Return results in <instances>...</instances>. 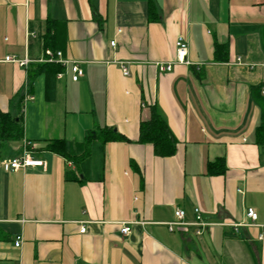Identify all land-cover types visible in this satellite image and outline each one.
<instances>
[{
    "label": "crops",
    "instance_id": "obj_1",
    "mask_svg": "<svg viewBox=\"0 0 264 264\" xmlns=\"http://www.w3.org/2000/svg\"><path fill=\"white\" fill-rule=\"evenodd\" d=\"M152 2L151 14L150 0H0V110L24 124L0 158V264H264V144L252 91L264 88V0ZM46 50L69 64L42 61ZM27 93L34 98L24 101ZM154 105L178 141L172 156L138 142ZM105 127L128 140L84 162L47 148ZM25 140L46 169L3 167ZM195 207L212 223L202 234L169 229L176 208L193 222Z\"/></svg>",
    "mask_w": 264,
    "mask_h": 264
},
{
    "label": "trees",
    "instance_id": "obj_2",
    "mask_svg": "<svg viewBox=\"0 0 264 264\" xmlns=\"http://www.w3.org/2000/svg\"><path fill=\"white\" fill-rule=\"evenodd\" d=\"M154 10V4L152 0H150V13H154ZM51 30H53L52 21L48 25L47 33L43 36L46 38V43L54 39L55 35H52ZM53 80L54 74L51 76L49 75V89L52 88V83H50V81L53 82ZM252 91L254 101L261 108V123L256 129V142L258 144H264V93H262V86L254 87ZM151 112V118L142 121L140 124L138 142L142 144H151L157 156L167 157L174 155L177 151L178 141L171 132L165 116L157 105L152 106ZM23 135L24 124L22 116L14 115L11 111L0 110V158L3 157L11 141L20 140ZM119 140L126 141L128 139L115 130V128L105 127L90 130L83 142L73 144L63 139H57L50 142L47 148L64 156L68 160H75V162L79 161L75 158L80 156L84 162L96 156L98 147L103 148L106 142ZM79 152H81V154H78ZM79 167L84 173V167L80 165V163ZM225 170V168H223L222 171L213 170L212 166H210L209 169L212 174L222 173ZM232 235L237 236L236 234Z\"/></svg>",
    "mask_w": 264,
    "mask_h": 264
},
{
    "label": "built area",
    "instance_id": "obj_3",
    "mask_svg": "<svg viewBox=\"0 0 264 264\" xmlns=\"http://www.w3.org/2000/svg\"><path fill=\"white\" fill-rule=\"evenodd\" d=\"M30 35H34L33 33H30ZM35 36V35H34ZM116 42L112 41L111 45L115 46ZM176 46L177 49L180 53H182V57H180V60L183 61L184 57L186 55V50H187V44L184 41V39L179 38L176 42ZM7 61H13V62H17L22 66H27L29 64V62L31 60H29L28 58L25 59H16L14 57L8 56L6 58ZM44 62L47 63H53V62H57L60 63L62 65H67L69 64L70 61H68V59H65L63 57V53L62 51H52V50H46V54L45 57L41 59ZM72 73H73V80L77 81L79 80V78L83 75V70L80 67V65L76 62L72 63ZM159 69L161 72L164 71H169L172 70V64H164V63H159ZM122 71L124 75H129V69L127 67V65L123 64L122 65ZM62 76V73H59V77ZM264 92V88L262 90ZM34 97L27 93L25 95V100H30L33 99ZM24 153L22 156L19 157H15L12 159H4L2 161V165L6 170H11V169H19V168H25V167H30V166H39L42 167L43 169L47 168V163L44 159L42 158H35L31 155V151H30V142L25 140L24 141ZM194 213H195V218L193 220V222H189L187 220L186 217V212L184 209L182 208H176L175 210V216L176 219L175 221L169 222L168 223V227L171 231H174L176 227L178 226H195L197 228L196 233L198 235L202 234L203 231L209 227L210 225H212V223L208 222L205 219V216L203 215V211L199 208V207H195L194 208ZM247 217L250 219L251 222H255L258 219V213L254 208H248L247 212H246ZM238 225H234L235 230L237 231L238 229ZM86 226L82 225L81 226V232L84 233L86 231ZM131 228L128 225H124L121 228V232L122 234L126 235L128 233H130ZM260 238H262V236H260ZM22 245V237L18 236L16 241H15V246L20 247Z\"/></svg>",
    "mask_w": 264,
    "mask_h": 264
}]
</instances>
